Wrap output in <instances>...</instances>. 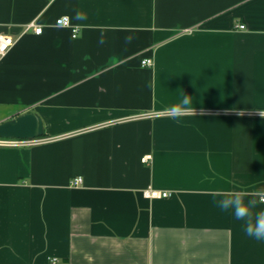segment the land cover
Listing matches in <instances>:
<instances>
[{
  "label": "crops",
  "instance_id": "obj_1",
  "mask_svg": "<svg viewBox=\"0 0 264 264\" xmlns=\"http://www.w3.org/2000/svg\"><path fill=\"white\" fill-rule=\"evenodd\" d=\"M0 35V123L45 132L0 146V264H264L213 195L264 189V0H0Z\"/></svg>",
  "mask_w": 264,
  "mask_h": 264
},
{
  "label": "clouds",
  "instance_id": "obj_2",
  "mask_svg": "<svg viewBox=\"0 0 264 264\" xmlns=\"http://www.w3.org/2000/svg\"><path fill=\"white\" fill-rule=\"evenodd\" d=\"M100 43H104L101 38ZM192 97L183 95L180 102L170 111L180 114L193 111L191 108ZM243 116L244 113H238ZM264 116V113H260ZM218 197L214 201L216 207L222 212L231 213L237 221H243L244 232L250 238L264 241V189L250 191L244 188L220 189L213 193Z\"/></svg>",
  "mask_w": 264,
  "mask_h": 264
},
{
  "label": "built area",
  "instance_id": "obj_3",
  "mask_svg": "<svg viewBox=\"0 0 264 264\" xmlns=\"http://www.w3.org/2000/svg\"><path fill=\"white\" fill-rule=\"evenodd\" d=\"M57 26H61L64 28H70L72 30V36L73 38L77 37L78 34V28L74 27L71 23V20L69 17H61L56 21ZM239 28L243 29L244 26H240ZM27 29H33L36 34H42L43 28L42 26L36 25L34 22L28 24ZM15 45V40L11 36L7 35H0V59L3 58ZM143 66H152L153 61L152 59H145L142 61ZM41 142L40 139H34V140H18V139H0V146H12V147H22V146H31L36 145ZM149 158H145V161H147ZM82 184V178H77L73 181L74 186H79ZM148 195L150 197H167L168 193H161L155 190H150L148 192ZM57 259L54 258L51 260V264H56Z\"/></svg>",
  "mask_w": 264,
  "mask_h": 264
},
{
  "label": "water",
  "instance_id": "obj_4",
  "mask_svg": "<svg viewBox=\"0 0 264 264\" xmlns=\"http://www.w3.org/2000/svg\"><path fill=\"white\" fill-rule=\"evenodd\" d=\"M44 135L43 121L33 112L0 123V139L34 140Z\"/></svg>",
  "mask_w": 264,
  "mask_h": 264
}]
</instances>
